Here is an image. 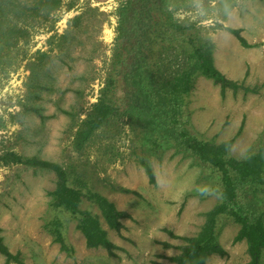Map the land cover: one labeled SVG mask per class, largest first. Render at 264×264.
Returning <instances> with one entry per match:
<instances>
[{
	"label": "rangeland",
	"instance_id": "374dc122",
	"mask_svg": "<svg viewBox=\"0 0 264 264\" xmlns=\"http://www.w3.org/2000/svg\"><path fill=\"white\" fill-rule=\"evenodd\" d=\"M37 1L20 0L23 9L14 19L23 33L0 56V152L12 149L60 164L127 216L118 233L108 232L117 246L110 255L104 248H86L74 228L75 220L61 214L65 240L72 249L67 255L43 229L54 215L49 207L54 175L20 165L0 166L1 240L10 252H20L25 264H171L168 258L178 252L182 240L167 231L178 237L198 231L204 213L218 202V173L174 146L153 152L151 142L162 134L152 130L146 108L139 110L142 116L137 118L126 113L130 86L123 81L116 113L81 151H74L78 121L104 84L117 36V10L125 0H56L60 5L50 13L31 11ZM171 6L175 19L195 23L214 43L215 66L226 78L245 85L263 82L264 0H171ZM217 24L241 28L247 42L255 46L241 47L233 35L214 29ZM171 64L163 69H172ZM28 107L38 108L39 114ZM185 113L192 134L215 142L235 136L229 155L244 158L264 138V86L257 94L227 90L221 98L218 85L197 77ZM140 160L150 164L154 185L148 183ZM251 199L264 210V192L247 194L244 203ZM80 208L97 213L85 198ZM237 229L228 217L219 218L218 241L226 254L210 256L207 264L247 261L244 241H232ZM260 264H264V249Z\"/></svg>",
	"mask_w": 264,
	"mask_h": 264
},
{
	"label": "trees",
	"instance_id": "16d2710c",
	"mask_svg": "<svg viewBox=\"0 0 264 264\" xmlns=\"http://www.w3.org/2000/svg\"><path fill=\"white\" fill-rule=\"evenodd\" d=\"M21 5L20 0H0V56L21 38L23 31H19L14 19L19 11L22 12ZM59 5L56 0H38L30 10L42 9L50 13ZM228 9H224L223 15ZM117 17V36L104 84L97 100L78 121L72 139L74 151H81L94 132L116 113L119 108L117 93L123 81L130 86L129 110L126 113L137 118L142 116L139 110L146 108L149 112L145 116L152 130L162 134L152 140L150 149L153 152L157 153L166 145L174 146L200 164L209 165L219 175L218 202L204 213L198 231L183 237L167 231L171 237L182 240L177 246L178 252L168 260L171 264H207L210 256L225 255L217 231L219 218L225 216L238 225L232 241H244L247 255L244 264H260L264 249V210L257 208L252 199L244 202L247 194L264 192V138L255 151L244 158L232 157L229 150L235 136L220 142L195 136L188 129L185 106L197 77L218 85L221 98L227 90L233 94H257L264 86V80L260 84L245 85L243 81L226 78L215 66L214 43L199 32L195 23L175 19L171 0H125L117 10ZM214 29L233 35L241 47L255 46L247 42L241 28L217 24ZM171 63L174 64L172 69H163ZM32 67L30 73L34 71ZM27 110L39 114L38 108L28 107ZM9 165L47 170L54 175V188L49 193V207L54 215L43 229L58 245L60 252L70 255L72 250L66 243L64 222L60 216L66 213L75 220L74 228L83 236L86 248H104L113 255L112 250L117 246L109 240L108 232L118 233L123 228L121 221L127 216L125 211L117 209L112 201L83 178H72L58 163L36 156H23L9 149L0 152V166ZM140 165L148 183L154 185L150 164L140 160ZM113 190L139 195L123 187H113ZM83 198L95 206L97 213L80 208ZM165 245L168 246L167 243ZM0 254L3 256L1 264H25L21 253L10 252L1 238Z\"/></svg>",
	"mask_w": 264,
	"mask_h": 264
}]
</instances>
